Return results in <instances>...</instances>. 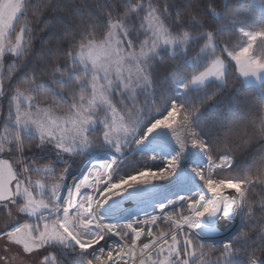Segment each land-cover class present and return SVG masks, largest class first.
Segmentation results:
<instances>
[{"label": "snow or ice", "instance_id": "snow-or-ice-1", "mask_svg": "<svg viewBox=\"0 0 264 264\" xmlns=\"http://www.w3.org/2000/svg\"><path fill=\"white\" fill-rule=\"evenodd\" d=\"M0 264H264V0H0Z\"/></svg>", "mask_w": 264, "mask_h": 264}]
</instances>
